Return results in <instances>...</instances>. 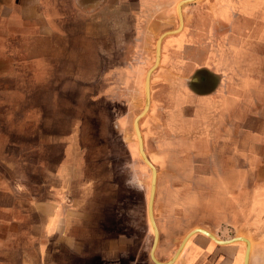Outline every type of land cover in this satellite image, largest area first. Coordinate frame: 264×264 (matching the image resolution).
<instances>
[{
  "label": "rangeland",
  "instance_id": "obj_1",
  "mask_svg": "<svg viewBox=\"0 0 264 264\" xmlns=\"http://www.w3.org/2000/svg\"><path fill=\"white\" fill-rule=\"evenodd\" d=\"M86 1L63 3L65 19L76 21L66 19L62 26L65 30L62 35L66 37L55 39L56 49L49 47L43 55L36 49L28 56L15 53V44L8 42L10 36L0 29V98L6 101L5 105L0 101L1 187H15L23 201L47 198L46 189L50 187L58 191L64 205L73 204L80 209L66 225L64 238L76 246V250L66 249L63 257L66 264H154L149 257L153 233L147 216L151 173L139 156L133 121L144 107V80L154 63L156 40L162 33L178 27L176 6L181 0H141L146 6L143 11L136 0H105L107 4L91 16L83 9L89 2L81 4ZM252 5V0H198L186 4L182 8V30L162 41L163 61L160 60L151 76L149 111L139 122L144 151L157 170L154 218L159 230L156 258L161 262L171 258L183 237L194 228L212 230L218 239L244 236L235 232L229 219L221 224L224 216L232 212L228 208L231 203L226 202L224 213L211 208L220 201L210 203L197 196L192 203L185 201L186 171L181 167L187 165L188 169L193 165L194 177L199 178L204 172L202 160L200 156L193 159L195 155L178 144L177 134L171 137L167 130L171 114L177 111V94L182 93L172 87L175 80L184 83L183 93L187 94L196 80H202L205 64L209 69L219 70L221 80L231 81L230 84L250 83V72L258 74V81L264 79V73H258L256 66L262 67L264 58H255L254 45V52L221 50L224 56L212 55L195 69L202 60V42L214 53L217 50L213 34L203 36L208 31V26L202 24L203 13L216 26L217 21L230 20L233 14L252 16L255 13ZM140 12L145 20L137 26ZM89 19H93L92 24ZM193 34L198 44L194 45L195 59L193 63L188 60L184 63L195 70L184 78L174 79L171 71L183 64L174 63L175 55L187 57L194 52L186 43V37ZM189 45H193L191 40ZM28 46L35 48V42ZM68 53L83 56L82 72H78L80 67L73 72V57L67 56ZM65 63L67 69L61 72ZM260 81L259 108L264 113V86H260ZM210 82L215 85L217 79ZM182 115L191 117L192 109L185 106ZM56 168L60 169L59 177ZM196 188L193 191L198 193ZM248 205L249 202H242L245 217L231 223L242 226L247 233ZM91 229L97 232L90 237ZM92 237L94 241L98 239V247L102 243L116 247L106 256L102 255L104 250L96 253L85 249V243ZM21 239H16L15 244H22ZM203 239L194 235L190 249L177 261L188 264V257L204 258L206 239ZM2 246L0 243V254H13L7 264L22 263L21 248L14 254ZM28 252L33 264H37L35 250ZM255 260V264H264V249L258 250Z\"/></svg>",
  "mask_w": 264,
  "mask_h": 264
},
{
  "label": "crops",
  "instance_id": "obj_2",
  "mask_svg": "<svg viewBox=\"0 0 264 264\" xmlns=\"http://www.w3.org/2000/svg\"><path fill=\"white\" fill-rule=\"evenodd\" d=\"M74 1L76 4L79 3V0ZM98 1L101 3L98 4ZM136 1L139 3L140 11H143V8L146 7L144 2ZM66 2L67 0H0V29L10 36L7 41L15 44L14 52L21 56H28L32 55L35 49L40 55L46 53L49 47L55 50V39L62 40V37H66L63 36L65 30L62 27L67 19L64 17L62 8L63 3ZM87 2L90 3L85 4L83 9L89 13V16L96 14L105 3L107 4L105 0H88L81 4ZM252 4V8L255 7L253 9L255 11L254 17L251 14H233L230 20L217 21L218 25L216 26H213L206 13H203L205 17L202 24L208 26V31L204 32L203 36L206 33L207 37L213 34V39L217 40V44L214 45L217 46V50L214 53L210 48H206L208 44L205 41L202 42L200 50L202 60L195 68L196 70L209 61L212 55L214 57L223 55L222 51L226 49L230 51L238 49L237 53H244L248 49L250 52H254L252 50L254 45L257 49L260 47V53L255 49V58H264V0H252ZM140 13L137 26L145 20L144 13ZM67 20L76 21V19L71 18ZM89 20L92 24L93 19ZM194 38V34L186 37L188 47L194 52H190L187 57L186 55H175L176 61L174 63L183 62V64L171 71L175 76L174 79L184 78L189 72L195 70L189 63H184L186 60L193 63L192 61L195 59L194 54L197 51L195 46L198 44H195ZM190 40L193 43L192 46L189 45ZM33 42H35V48L29 47L28 45ZM59 42L57 41L58 44ZM67 56L73 57V72L77 71V67H80L78 72H82L83 56L79 55L78 58L72 53H68ZM170 56L172 57V54ZM244 57L254 58L248 55ZM162 58L163 55H161V61H163ZM67 64H62L61 72L67 69ZM204 66L202 71L205 76L203 75L200 82L196 80V84L190 86L191 90L187 88V94L183 93L185 85L182 81L175 80L174 86H172L176 91L182 93L177 94V111L171 114L167 131L171 137H175L177 134L178 144L188 148V152L195 155L193 159L198 156L201 157L204 171L203 176L195 178L193 165L188 169L187 165L181 167L186 171L184 199L190 203L195 201L197 197H201L210 203L220 201L219 205L216 204L217 206L214 207V204L211 208H217L218 211H224V213L227 207L226 202L231 203L232 206H228V208H231L232 212L228 214V217L224 216L221 224L226 223V219H229V224L235 229V232L244 235L237 237H244L250 241L249 264H255V259H258V250L264 249V113L260 112L259 90H257L260 80L258 81V74L252 75L250 72V83L243 85L232 81L230 84L231 81L221 80L219 70L209 69L206 64ZM256 66L258 73H264V65L260 68L259 65ZM214 78L217 79L215 85L210 82V79ZM260 82V86L263 87L264 79H261ZM199 89H202L203 92L199 93L197 91ZM1 91L0 87V93ZM0 101L4 105L6 104V101L1 100V98ZM185 106L192 109V116L189 118L182 115ZM262 108H264V104ZM183 133L185 136H181ZM172 141L173 139L170 140V145H173ZM56 169V176L59 177L60 169ZM1 186L2 180H0V243L3 244L2 249H10L14 253L21 248L24 258L21 256L23 260L20 264H33L29 255L30 252H28L29 249L35 250L37 264H66L63 259L66 249L74 248L76 250V246L73 247L71 242H67L64 238L66 225L70 216L76 217L81 212L80 209L73 204L65 203L64 205L58 191L52 190L50 187L46 189L47 198L25 199L23 201L21 194L17 193L15 187L3 189ZM193 187H197L198 193L193 191ZM243 195L246 197L243 198ZM243 201L249 202L250 214L247 216H249L250 224L248 233L242 226L231 225V223L235 224L237 218L245 217L241 210ZM30 218L35 221L30 222ZM78 230L81 232L80 227ZM208 231L214 236L216 235L212 230ZM94 232L97 230H89L90 237L94 235ZM195 235L203 236V240L206 239L204 241L205 248L202 250L204 258L190 260L188 257L186 258L188 264H243L244 243L237 242L227 246H219L201 233ZM16 239H21L22 244H15ZM90 239L85 243V249H90L96 253L104 250L106 251L105 253L102 252L104 256L108 255L110 249L116 247V245L106 243L105 245L102 243L98 247V239L95 241L92 240L93 237ZM191 239L192 236L188 239L181 256L190 249ZM24 244L25 246H22ZM12 255L0 254V264H7L8 258ZM177 262L175 264H180ZM108 264L110 263L108 262Z\"/></svg>",
  "mask_w": 264,
  "mask_h": 264
},
{
  "label": "water",
  "instance_id": "obj_3",
  "mask_svg": "<svg viewBox=\"0 0 264 264\" xmlns=\"http://www.w3.org/2000/svg\"><path fill=\"white\" fill-rule=\"evenodd\" d=\"M198 0H181L179 1L177 7H176V13H177V18H178V27L174 30L171 31H166L162 33L156 40L155 43V59L153 65L147 70L146 75H145V80H144V95H145V103L142 111L135 117L133 121V130L136 136L137 140V145H138V153L141 158V160L144 162V164L149 168L150 173H151V178H150V191H149V200L147 203V216H148V221L150 224V227L153 232V241H152V246L150 248L149 252V257L151 261L154 264H175L176 261L179 259L183 248L185 246L186 241L188 240L189 237H193L195 233L199 232L208 237L210 240H212L214 243H216L219 246H227L231 245L237 242H242L245 244V253H244V258H243V264H249V259H250V251H251V245L249 241L246 238L243 237H233L231 239L219 241L212 233L205 229H194L191 232H189L180 242L179 246L177 247L175 253L172 255V257L167 260L166 262H161L158 261L156 256H155V251L158 245L159 241V230L157 227V224L155 222L154 218V198L156 194V184H157V170L155 166L151 163V161L148 159L144 147H143V139L140 131V126L139 122L140 120L147 114L149 111L150 107V81H151V76L155 69L159 66L160 64V59H161V43L163 39L171 34L178 33L179 31L182 30L183 28V14H182V8L186 4L194 3ZM101 1H98V4H100Z\"/></svg>",
  "mask_w": 264,
  "mask_h": 264
},
{
  "label": "bare ground",
  "instance_id": "obj_4",
  "mask_svg": "<svg viewBox=\"0 0 264 264\" xmlns=\"http://www.w3.org/2000/svg\"><path fill=\"white\" fill-rule=\"evenodd\" d=\"M183 14V13H182ZM161 46H162V43H161ZM160 62V61H159ZM154 200H155V198H154ZM197 233H199V232H197ZM196 234V233H195ZM202 234V233H201ZM190 238V237H189ZM188 238V239H189ZM244 238V237H243ZM219 240V239H218ZM248 240V239H247ZM188 241V240H187ZM187 241H186V243H187ZM219 241H222V240H219ZM249 241V240H248ZM186 243H185V245H186ZM249 243H250V241H249ZM250 245H251V243H250ZM185 247V246H184ZM184 249V248H183Z\"/></svg>",
  "mask_w": 264,
  "mask_h": 264
},
{
  "label": "flooded vegetation",
  "instance_id": "obj_5",
  "mask_svg": "<svg viewBox=\"0 0 264 264\" xmlns=\"http://www.w3.org/2000/svg\"><path fill=\"white\" fill-rule=\"evenodd\" d=\"M90 3V2H89Z\"/></svg>",
  "mask_w": 264,
  "mask_h": 264
}]
</instances>
